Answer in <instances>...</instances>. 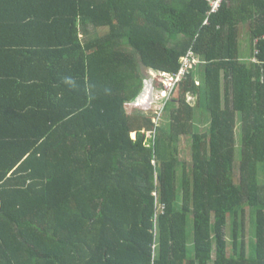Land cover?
Masks as SVG:
<instances>
[{"label":"trees","instance_id":"16d2710c","mask_svg":"<svg viewBox=\"0 0 264 264\" xmlns=\"http://www.w3.org/2000/svg\"><path fill=\"white\" fill-rule=\"evenodd\" d=\"M208 10L0 0V264H264V0ZM190 50L156 124L139 69Z\"/></svg>","mask_w":264,"mask_h":264},{"label":"rangeland","instance_id":"374dc122","mask_svg":"<svg viewBox=\"0 0 264 264\" xmlns=\"http://www.w3.org/2000/svg\"><path fill=\"white\" fill-rule=\"evenodd\" d=\"M239 43H240V56L243 60L249 62V59L251 58V45H250V38H249V32L245 28V25L240 27V37H239ZM139 73L141 78L143 79L144 83V90L142 91V94L144 95L139 98L138 103L141 106H145L149 111V115H153L158 113L157 119L154 121L156 124H166L167 120L165 117V114H163V119L161 120L162 122L159 121V116L160 114L162 115V112L164 110V107L166 103L170 100V98L165 99L162 95V90L161 88L156 85L158 83L157 77H158V72H154L152 70L146 69L144 67H140ZM188 102H193V98L189 97ZM137 102L133 103L136 104ZM134 109V108H133ZM132 109V110H133ZM139 112V111H138ZM200 114H197V129H204L205 125L204 123H200V120L203 119V116L200 117ZM165 117V119H164ZM203 122V121H202ZM152 134L148 133V137H151ZM240 136H241V131L238 129L237 132V138H238V147L240 146ZM132 137L135 138L136 134L133 135ZM240 148V147H239ZM190 156V148H189V140L184 138L179 141V153L177 157L181 160H189Z\"/></svg>","mask_w":264,"mask_h":264},{"label":"built area","instance_id":"2783aa9c","mask_svg":"<svg viewBox=\"0 0 264 264\" xmlns=\"http://www.w3.org/2000/svg\"><path fill=\"white\" fill-rule=\"evenodd\" d=\"M226 0H206L209 10L207 12V17L205 18L203 24H206L208 22V16L213 13H218ZM259 42V39L255 40V45H257ZM258 50H256V55L258 54ZM257 59H253V62H257ZM181 67L177 74H170L166 72H158L157 80L159 83L163 85L162 87V95L165 99H169L171 97V94L176 87V84L179 83L185 76V74L190 70V68L193 65H196L198 63V60L194 53L190 50L187 52V54L180 59ZM135 107L140 108L144 111H149L145 106H141L138 102L134 104ZM158 114V113H157ZM161 115V114H160Z\"/></svg>","mask_w":264,"mask_h":264},{"label":"clouds","instance_id":"9594fccd","mask_svg":"<svg viewBox=\"0 0 264 264\" xmlns=\"http://www.w3.org/2000/svg\"><path fill=\"white\" fill-rule=\"evenodd\" d=\"M138 101H139V100H138ZM138 101H137V102H138ZM133 106H134V104H133ZM134 107H135V106H134Z\"/></svg>","mask_w":264,"mask_h":264},{"label":"bare ground","instance_id":"6f19581e","mask_svg":"<svg viewBox=\"0 0 264 264\" xmlns=\"http://www.w3.org/2000/svg\"><path fill=\"white\" fill-rule=\"evenodd\" d=\"M133 135H135V134H133Z\"/></svg>","mask_w":264,"mask_h":264},{"label":"crops","instance_id":"0c3cea01","mask_svg":"<svg viewBox=\"0 0 264 264\" xmlns=\"http://www.w3.org/2000/svg\"><path fill=\"white\" fill-rule=\"evenodd\" d=\"M155 72V71H154Z\"/></svg>","mask_w":264,"mask_h":264}]
</instances>
